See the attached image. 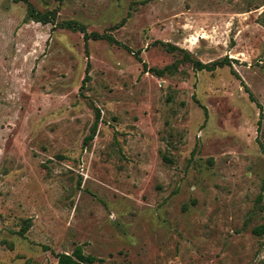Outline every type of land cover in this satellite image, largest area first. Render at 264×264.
<instances>
[{
  "label": "rangeland",
  "instance_id": "obj_1",
  "mask_svg": "<svg viewBox=\"0 0 264 264\" xmlns=\"http://www.w3.org/2000/svg\"><path fill=\"white\" fill-rule=\"evenodd\" d=\"M258 225L264 0H0V264H260Z\"/></svg>",
  "mask_w": 264,
  "mask_h": 264
},
{
  "label": "trees",
  "instance_id": "obj_2",
  "mask_svg": "<svg viewBox=\"0 0 264 264\" xmlns=\"http://www.w3.org/2000/svg\"><path fill=\"white\" fill-rule=\"evenodd\" d=\"M27 1V0H24ZM26 19H31L35 22H40L43 24H46L49 20V16L47 13H41L38 12L37 10H35L31 5L28 6V10H27V16ZM63 27L72 29V30H80L81 32H83L84 34V39L85 40H98V39H106L108 42L110 43H114L117 44L118 42L110 35H105V34H100L98 32H90L87 33L84 28L82 26H78L75 22L73 21H65L62 22L61 24ZM170 50L174 49L173 47H169L167 46ZM183 58L188 60L192 66L196 69V70H215L217 67H222L224 65H229V61L224 58L222 60L219 61H214L211 62L209 64H204L198 60H194L190 57V55L187 52L183 53ZM145 67V64H144ZM158 74L162 73L161 71L156 72ZM251 97V96H250ZM99 118V114L97 113L96 115V119L93 123V125L90 128V133L88 136H86L84 143L86 144L89 140L93 139V137L95 136L96 133V127H97V121ZM25 228H23L21 230V234L24 233ZM253 234H255L256 236H261L264 234V225H258L255 226L252 229ZM55 257L57 259L56 264H93L97 259L89 254H84L82 247L80 245L76 246L74 248V250L72 251V253H65V252H61V253H56ZM260 264H264V261L261 262Z\"/></svg>",
  "mask_w": 264,
  "mask_h": 264
}]
</instances>
